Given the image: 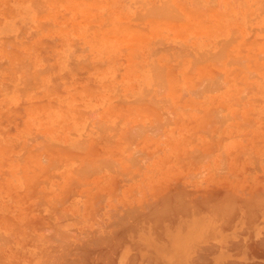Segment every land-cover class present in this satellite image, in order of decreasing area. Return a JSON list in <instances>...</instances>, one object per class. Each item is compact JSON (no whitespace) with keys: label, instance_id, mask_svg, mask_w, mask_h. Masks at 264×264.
Returning a JSON list of instances; mask_svg holds the SVG:
<instances>
[{"label":"rangeland","instance_id":"1","mask_svg":"<svg viewBox=\"0 0 264 264\" xmlns=\"http://www.w3.org/2000/svg\"><path fill=\"white\" fill-rule=\"evenodd\" d=\"M168 1L0 0V264H28L15 239L68 196L92 205L100 165L166 159L264 191V0ZM168 185L149 182L150 206Z\"/></svg>","mask_w":264,"mask_h":264},{"label":"crops","instance_id":"2","mask_svg":"<svg viewBox=\"0 0 264 264\" xmlns=\"http://www.w3.org/2000/svg\"><path fill=\"white\" fill-rule=\"evenodd\" d=\"M199 157L200 158L196 159L198 161L194 163L196 167H212V157ZM165 160L166 159L133 158L128 159V163H109L100 165V174H98L99 176H101L99 178L100 184L99 188L92 192V205L88 204V195L78 194L68 196L66 203L61 207L60 221L44 223V226H38L36 222L34 223V225L33 223L30 224V229H35V237L32 236L27 240L15 239V245L18 246V249L16 250L22 251L21 247H28V264H107L108 262L111 263V261L114 264H129L132 261L130 260V258L135 260V262L132 261L131 264H229L228 262H226L228 259L229 262L231 259L233 261H236L235 264H238V262H242L243 264H264V254H261L264 253V251H262L264 250V248H262L264 247V244H259L264 242V240H262V237H264V205H262L259 201L261 197H264V191L261 190L260 184L258 185V187L254 186L253 190L246 195L242 177L238 174H230L229 172H227L221 174V179L217 180L223 183H227L226 186H223L222 189L213 190L212 188L208 187L207 184L209 181H211L209 180V174H182L179 172V170L175 169V167L180 166V164L165 163ZM233 164L234 163H229V160L226 163H222V165L224 166H230ZM237 165H248V163H237ZM114 166L124 167L123 169L125 170H112L111 167ZM74 167V164L69 165V168L71 169H73ZM149 182L169 183L167 189L164 191L163 196L159 199V201H156L155 205L153 204L151 206H149ZM186 182L192 183V186H190V188L188 189H185V185H182V183ZM180 190L182 191V193L186 192V195L182 194ZM171 191H175L173 192L174 195H176L175 198L174 196H171L173 195ZM165 192H167L168 194ZM223 193L225 195V200L228 199L227 201L229 202L228 204L230 206L227 205V201L223 199ZM229 194H231L232 196ZM226 196L230 198H226ZM170 197L171 200L173 198L174 199L170 201ZM177 197H179L178 199L179 201L181 200V203H178ZM218 197L222 198L219 199ZM190 198L192 199V201H194V204L192 201L190 202ZM175 199H177V202L173 204ZM221 199L222 201H220ZM199 200L201 202L204 201V204L200 203ZM231 200L237 201H234L235 205L232 204L233 207L230 204ZM256 200H258V203ZM168 201H170L171 204ZM195 201L197 202V204ZM215 201L216 204L212 205L211 203H214ZM185 203H187L186 207H184ZM222 203H225L224 205L227 206H225V209L229 207V209L231 210L232 207L234 210L236 207V211L234 210L235 212H231L227 209L223 210L222 208L224 207V205ZM161 204L163 205L161 206ZM188 204H193V207H189ZM164 205H168V207H165ZM205 205L207 206L206 209L204 207ZM209 205H211V209L213 208L212 210L210 209V211L208 210L210 208ZM220 205L222 208L221 210H218V208L216 207L219 206L220 209ZM156 206L159 209L156 210ZM164 207L170 211L169 217L168 211H166ZM174 207V211L177 209V211L175 212L173 211ZM182 207L186 211H181L183 210ZM194 208L198 209V212H196ZM135 209L140 211V214L144 217V219H142V217L138 214V211L134 213ZM160 209H162L163 212ZM171 209L173 212L171 211ZM148 210L151 212H149ZM164 210L167 213H165ZM187 210L189 212V215L187 213ZM222 210L223 213L221 212ZM212 211L218 213V219H216V217H218L216 213L215 217ZM226 211H229V215H233L234 213L233 218L228 214H224L227 213ZM251 212L254 214L256 213L255 216H253V218L255 217L256 219L255 221L253 218H251L252 215H254H251ZM132 213L135 215H133ZM144 213L147 216L144 215ZM155 213H160L158 215L159 217H157ZM163 213L164 215H162ZM136 214L139 216H137ZM166 214L167 217L165 216ZM130 215L131 217L133 216L132 219ZM245 215L248 218H246ZM134 216H137L141 219H138L136 217L138 221L137 222ZM226 216H228L229 218L228 224L226 221ZM245 218L247 219L246 221ZM155 220L157 221V223ZM154 221L156 223V226H154ZM225 221L227 226H225ZM121 222H123V224H121L122 226L120 225ZM223 225L224 227L222 228L221 226ZM42 228L46 230L50 228L52 233L48 234L47 236L38 237L36 231L37 229L41 230ZM115 228L117 229L114 230ZM113 230L115 231V233ZM111 231L113 233H110ZM117 231L118 233L120 232V235L118 236ZM123 231L124 234H122ZM248 231H250L251 235L248 234ZM115 234L117 238L114 237ZM121 234L123 236L122 238ZM108 236H110V240L108 239ZM119 236L120 238H118ZM159 237H161L162 239H160ZM123 238L127 241H124ZM90 239H94L95 241H91ZM101 239L103 240V242L101 241ZM106 239L109 240L108 243H106ZM112 239H117L118 242ZM258 239L259 241H257ZM230 241H234L235 244H233L234 242L230 243ZM236 241H240V243H237ZM210 242L213 244L212 247L214 246L213 249ZM109 243H113L114 245H109ZM129 243H133L132 246H130ZM246 243L248 245L250 244L251 246L249 245L248 247ZM204 245L209 246L206 247V249L210 250V252H207L206 249L204 250ZM254 245L256 246L253 247ZM109 246H111L113 249L115 247V251L111 252V247ZM199 246H202V248L204 247L203 250L202 248L200 249ZM258 246H261L259 247L260 249L258 248ZM89 247H93L92 250H89L91 249ZM210 247L211 249H209ZM252 248H254L255 250L252 251ZM67 250L71 252L68 253ZM76 250L77 252H75ZM104 250L106 252H103ZM199 250L201 252H198ZM79 251H81L85 255L81 254V252ZM99 251H101V253ZM107 251L109 252V256H106L107 258L105 259L104 254L108 255ZM235 251L238 252L236 253ZM102 252L104 254H102ZM197 252L199 254L203 252L201 255H205L203 257H208L209 260L208 258L205 261L204 259L202 261L198 260V258L202 259V256L200 257L198 255V257L196 258V254H198ZM252 252L255 254H253ZM256 253L258 254L256 255ZM86 255L88 256L87 258ZM84 256L87 261H85ZM95 256L97 259L95 258ZM102 256L104 257L102 258ZM111 256L113 257L114 261L113 259L111 260ZM193 257L196 258V260ZM76 258H78V260L80 258L81 259L77 261V263H74L73 261H75ZM71 259H73V261ZM107 259L109 261H107ZM145 260H147L148 263H146ZM231 264H234V262Z\"/></svg>","mask_w":264,"mask_h":264},{"label":"bare ground","instance_id":"3","mask_svg":"<svg viewBox=\"0 0 264 264\" xmlns=\"http://www.w3.org/2000/svg\"><path fill=\"white\" fill-rule=\"evenodd\" d=\"M165 1H166V0H165ZM167 1H168V0H167ZM161 2H162V1H161ZM163 3H164V2H163ZM165 4H166V3H165ZM165 4H164V6H165ZM168 4H169V1H168ZM141 5H142V4H141ZM159 6H160V5H159ZM159 6H158V7H159ZM167 6H168V5H167ZM169 6H170V5H169ZM143 7H144V4H143ZM158 7H154V8L151 7V12H152V11L157 12L155 8H158ZM165 7H166V6H165ZM165 7H164V8H165ZM162 8H163V5H162ZM164 8H163V9H164ZM171 8H172V10H173V6H172ZM152 9H153V10H152ZM147 10H149V9H146V11H147ZM164 10H166V9H164ZM169 10H170V9H169ZM175 11H176V10H174V12H175ZM148 12H150V11H148ZM151 12H150V13H151ZM169 12H170V11H168V13H169ZM176 12H177V11H176ZM176 12H175V13H176ZM165 13H166V12H165ZM168 13H167V15H169V14H172V15H173V13H169V14H168ZM176 14H178V15L181 16L182 13H181V14L176 13ZM153 15H155V14L153 13ZM160 15H161V13H160ZM172 15L170 16L171 18H172V17H175V16H172ZM178 15H177V16H178ZM177 16H176V17H177ZM160 17H161V16H160ZM165 17H166V16H165ZM165 17L162 16V18H165ZM168 18H169V17H168ZM151 22H152V21H151ZM151 25H152V24H151ZM109 37H110V36H109ZM127 37H128V36H127ZM103 38H104V37H103ZM120 38H121V37H120ZM112 40H113V39H112ZM115 40H116V38H115ZM5 41H6V40H5ZM10 41H11V40H10ZM103 41H104V40H103ZM105 41H106V40H105ZM122 42H123V41H122ZM123 43H124V42H123ZM199 54H200V53H199ZM220 55H221V54H220ZM220 57H221V56H220ZM207 58H208V57H207ZM207 58H206V59H207ZM212 58H213V57H212ZM215 58H217V56H216ZM195 59H197V58H195ZM199 59H200V58H199ZM203 60H204V59H203ZM208 60H209V59H208ZM178 61H179V60H178ZM216 61H217V59H216ZM197 62H198V61H197ZM201 62H202V61H201ZM203 62H204V61H203ZM177 63H178V62H177ZM156 71H157V70H156ZM160 72H161V71H160ZM161 73H164V72L162 71ZM157 74H158V73H157ZM161 78H164V74H163V76H161ZM162 84H163V83H162ZM160 85H161V83H160ZM166 85H167V84H166ZM160 87H161V86H160ZM156 88H159V86L156 87ZM161 89H162V87H161ZM163 89H165V88H163ZM203 89H205V87H204ZM205 90H206V89H205ZM159 91H160V90H159ZM200 91H201V90H200ZM206 91H207V90H206ZM159 93H160V92H159ZM159 93H158V94H159ZM206 121H207V120H206ZM205 128H206V127H205ZM203 157H204V156H203ZM203 157H202V158H203ZM182 190H183V189H182ZM180 191H181V190H180ZM168 192H169V191H168ZM173 192H175V191H173ZM173 192L171 191V193H173ZM187 192H188V191H187ZM165 193H167V192H165ZM169 193H170V192H169ZM181 193H182V191H181ZM185 193H186V192H185ZM185 193H182V194H185ZM167 194H168V193H167ZM179 194H180V192H179ZM188 194H189V193H188ZM226 194H227V192H226ZM185 195H186V194H185ZM223 195H224V193L222 194V196H223ZM229 195H231V194H229ZM169 196H170V195H169ZM171 196H172V197L174 196V198L176 197V195H174V193H173V195H171ZM177 196H178V195H177ZM180 196H181V195H180ZM180 196H179V197H180ZM187 196H188V195H187ZM187 196H186V197H187ZM193 196H194V195H193ZM211 196H212V195H211ZM211 196H210V197H211ZM231 196H232V195H231ZM179 197H177V199H178ZM194 197H195V196H194ZM194 197H192V198H194ZM212 197H213V196H212ZM212 197H211V198H212ZM158 198H159V197H158ZM174 198H173V199H174ZM196 198H197V197H196ZM213 198H214V197H213ZM218 198L220 199V198H222V197H218ZM218 198H216V199H218ZM226 198H230V197L226 196ZM232 198H233V197H232ZM232 198H231V199H232ZM234 198H235V197H234ZM159 199H160V198H159ZM168 199H169V198H168ZM173 199H172V200H173ZM177 199H175V201L173 202V204L177 202ZM181 199H182V198H181ZM190 199H191V198H190ZM207 199H208V198H207ZM207 199H206V201H207ZM223 199L225 200V195L223 196ZM235 199H236V198H235ZM172 200H171V197H170V201H172ZM204 200H205V199H204ZM211 200H212V199H211ZM227 200H228V199H226L225 201H227ZM229 200H230V199H229ZM157 201H159V200H157ZM161 201H162V200H161ZM170 201H168V202H170ZM180 201H181V200H180ZM180 201H179V199H178V203H181ZM183 201H184V200H183ZM191 201H192V199L190 200V202H191ZM199 201H200V200H199ZM209 201H210V199H209ZM217 201H218V200H217ZM220 201H222V199H221ZM220 201H219V202H220ZM234 201H235V200H233V201L231 200L230 204H231V205H232V204L235 205ZM259 201H261V200L259 199ZM184 202H185V201H184ZM184 202H183V203H184ZM192 202H193V204H194V201H192ZM195 202H196V201H195ZM203 202H204V201H203ZM203 202L200 201V203H203ZM212 202H213V201H212ZM235 202H237V201H235ZM158 203H160V202H158ZM178 203H177V204H178ZM187 203H188V202H187ZM187 203H185V205L183 204L184 207H186V204H187ZM225 203H226V202H225ZM225 203H224V204H225ZM228 203H229V202L227 201L226 204L229 205ZM238 203H240V202H238ZM245 203H246V202H245ZM245 203H244V204H245ZM151 204H152V203H151ZM163 204H165V203H163ZM163 204H161V206H162ZM170 204H171V202H170ZM193 204H192V205H193ZM196 204H197V202H196ZM203 204H204V203H203ZM211 204H212V205L216 204V201H215L214 203H211ZM222 204H223V203H222ZM222 204H221V205H222ZM224 204H223V205H224ZM157 205H159V204H157ZM175 205H176V204H175ZM175 205H174V206H175ZM188 205H189V204H188ZM192 205H189V207L192 206ZM206 205H207V204H206ZM206 205L204 206L205 209H206V207H207ZM218 205H219V203H218ZM221 205H220V209H219V206L216 207V208H218V210H221V208H222ZM233 205H232V207H233ZM240 205H241V204H240ZM245 205H246V204H245ZM146 206H147V205H146ZM146 206H145V207H146ZM149 206H150V205H149ZM164 206H165V205H164ZM178 206H179V205H178ZM196 206H198V205H196ZM200 206H201V205H200ZM200 206H199V207H200ZM209 206H210V208H209L208 210L210 211V209H211V205H209ZM216 206H217V205H216ZM225 206H226V205H224V207L222 208L223 210L225 209ZM229 206H230V205H229ZM241 206H242V205H241ZM154 207H155V206H154ZM165 207H168V205H166ZM165 207H164V208H165ZM169 207H170V205H169ZM172 207H173V206H172ZM172 207H171V208H172ZM175 207H176V206H175ZM175 207L173 208V211H174ZM192 207H193V206H192ZM194 207H195V206H194ZM213 207H214V206H213ZM226 207H227V206H226ZM232 207H231V210L229 209V207L226 208V209H227V210H230L231 212H235V211H236V210H235L236 207H235V209H234L235 211L233 210ZM243 207H244V206H243ZM177 208H178V207H177ZM196 208H198V207H196ZM196 208H194V209L196 210V212H198V211H197L198 209H196ZM214 208H215V207H214ZM246 208H247V207H246ZM157 209H159V208H157V206H156V210H157ZM169 209H170V208H169ZM182 209H183V207H182ZM186 209H189V208H186ZM194 209H193V210H194ZM199 209H200V208H199ZM201 209H202V208H201ZM212 209H213V208H212ZM212 209H211V210H212ZM226 209H225V210H226ZM244 209H245V208H244ZM151 210H152V209H151ZM160 210L163 212L162 209H160ZM165 210L168 211V217H169V213H170V211L167 210L166 208H165ZM165 210H164V212H165ZM195 210H194V211H195ZM203 210H204V208H203ZM208 210H207V211H208ZM223 210L221 211L222 213H223ZM128 211H130V210H128ZM128 211H127V212H128ZM134 211H135L134 213H136V211H138V210L135 209ZM148 211H149V210H148ZM158 211H159V210H158ZM171 211H172V209H171ZM173 211H172V212H173ZM175 211H177V209H176ZM175 211H174V212H175ZM178 211H179V210H178ZM181 211H186V210L183 209V210H181ZM214 211H215V209H214ZM149 212H151V211H149ZM154 212H155V211H154ZM162 212H161V213H162ZM179 212H180V211H179ZM226 212H227V213H224V214L227 215L229 211H226ZM231 212H230V214H231ZM130 213H131V212H130ZM152 213H153V212H152ZM165 213H167V212H165ZM187 213H188V215H189L188 210H187ZM200 213H201V212H200ZM212 213L214 214L215 217H216V215L218 214L217 212H213V211H212ZM215 213H216V215H215ZM247 213H248V212H247ZM132 214H133V213H132ZM138 214L141 216L140 211H138ZM146 214H147V212H146ZM146 214L144 213V215H146ZM155 214H156L157 217H159L158 215H159L160 213H158V214L155 213ZM155 214H154V215H155ZM172 214H173V213H172ZM179 214H180V213H179ZM182 214H183V213H182ZM182 214H181V215H182ZM185 214H186V213H185ZM224 214H223V215H224ZM252 214H254V213L251 212V215H252ZM255 214H256V213H255ZM255 214L252 215L251 218H253V216H255ZM133 215H135V214H133ZM136 215H137V214H136ZM139 215H137V216H139ZM150 215H151V214H150ZM154 215H152V216H154ZM162 215H164V213H163ZM197 215H198V214H197ZM228 215H229V214H228ZM233 215H234V213H233ZM233 215L231 214V215H229V216H230V217L232 216V218H233ZM125 216H126V215H125ZM127 216H128V215H127ZM137 216H134V217L136 218ZM146 216H147V215H146ZM165 216L167 217V214H166ZM191 216H193V215H191ZM217 216H218V215H217ZM221 216H222V214H221ZM224 216H225V215H224ZM130 217H131V215H130ZM141 217H142V219H144L143 216H141ZM148 217H151V216H148ZM162 217H163V216H162ZM162 217H161V218H162ZM173 217H174V215H173ZM189 217H190V216H189ZM245 217H246V215H245ZM132 218H133V216L131 217V219H132ZM137 218H138V217H137ZM137 218H136V221H137ZM153 218H154V217H153ZM163 218H164V217H163ZM218 218H219V216L216 217V219H218ZM246 218H248V217H246ZM246 218H245V221L247 220ZM127 219H128V218H127ZM129 219H130V218H129ZM138 219H141V218H138ZM158 219H160V218H158ZM158 219H156V220H158ZM172 219H174V218H172ZM226 219H227L226 221H227V224H228V223H229V218H228V216H226ZM253 219H254V221L256 220L255 217H254ZM153 220H154V219H153ZM156 220H155V221H156ZM224 220H225V219H224ZM224 220H222V221H224ZM231 220H232V219H231ZM127 221H128V220H127ZM143 221H144V220H143ZM155 221H154V224H155L154 226H156V223H157V221H156V223H155ZM160 221H161V220H160ZM160 221H159V223H160ZM226 221H225V226H227ZM137 222H138V221H137ZM126 223H127V222H126ZM126 223H125V224H126ZM129 223H130V222H129ZM221 223H222V222H221ZM221 223H220V224H221ZM121 224H123V222H121L120 225H121ZM125 224H124V226H125ZM135 224H136V223H135ZM120 225H119V228H120ZM121 226H122V225H121ZM124 226H123V227H124ZM132 226H133V225H132ZM132 226H131V227H132ZM219 226H220V225H219ZM230 226H231V225H230ZM230 226H229V227H230ZM128 227H130V226H128ZM133 227H134V226H133ZM221 227L223 228L224 225L221 226ZM221 227H219V228H221ZM26 228H27V227H26ZM117 228H118V227H117ZM117 228H115L114 230H116ZM119 228H118V229H119ZM121 229H122V228H121ZM126 229H127V227H126ZM128 229H129V228H128ZM131 229H133V228H131ZM131 229H130V230H131ZM227 229H228V228H227ZM114 230H113V231H114ZM122 230H123V229H122ZM243 230H244V229H243ZM119 231H120V230H119ZM244 231H245V230H244ZM121 232H122V231H121ZM241 232H242V231H241ZM241 232H238V233H241ZM248 232H249L248 234L251 235L250 231H248ZM110 233H113V232L111 231ZM114 233H115V231H114ZM119 233H120V232H119ZM119 233H118V231H117V236L120 235ZM152 233H153V231H152ZM27 234H29V233H27ZM122 234H124V231H123ZM122 234H121V238L123 237ZM138 234H139V233H138ZM154 234H155V232H154ZM29 235H30V234H29ZM111 235H112V234H111ZM146 235H147V234H146ZM169 235H170V234H169ZM117 236H116V234H115L114 237L117 238ZM138 236H139V235H138ZM14 237H15V236H14ZM103 237H105V236H103ZM106 237H107V236H106ZM109 237H110V236H108V239H109ZM111 237H112V236H111ZM239 237H240V236H239ZM239 237H238V238H239ZM1 238H2V237H1ZM112 238H113V237H112ZM118 238H120V236H119ZM139 238H140V237H139ZM159 238L162 239L161 237H159ZM171 238H173V237H171ZM94 239H96V238H94ZM94 239H93V240L90 239V240H91V241H95ZM102 239H105V238H102ZM102 239H101V241L103 242ZM240 239H241V238H240ZM106 240H107V239H106ZM106 240H105V241H106ZM109 240H110V239H109ZM109 240H107L106 243H108ZM112 240H114V239H112ZM115 240L117 241V239H115ZM115 240H114V241H115ZM118 240H119V239H118ZM120 240H121V239H120ZM123 240H124V238H123ZM125 240H126V239H125ZM125 240H124V241H125ZM143 240H144V239H143ZM173 240H176V239H173ZM250 240H251V239H250ZM262 240H264V237H262ZM0 241H1V240H0ZM96 241H97V240H96ZM126 241H127V240H126ZM240 241H241V240H240ZM240 241H236V242H237V243H240ZM255 241H256V240H255ZM257 241H259V239H258ZM257 241H256V243H257ZM6 242H7V241H6ZM98 242H99V240H98ZM111 242H112V241H111ZM117 242H118V241H117ZM117 242H116V243H117ZM174 242H175V241H174ZM231 242L233 243L234 241H230V243H231ZM249 242H250V241H249ZM91 243H92V242H91ZM100 243H101V242H100ZM133 243H134V242H133ZM133 243H132V244H133ZM251 243H252V242H251ZM3 244H4V241H3ZM92 244H93V243H92ZM92 244H91V245H92ZM110 244H113V243H109V245H110ZM119 244H120V243H119ZM129 244H130V243H129ZM132 244H130V246H132ZM210 244H211V247H212L213 244H212L211 242H210ZM210 244H209V245H210ZM233 244H235V242H234ZM246 244H247V243H246ZM254 244H255V243H254ZM257 244H258V243H257ZM259 244L262 245V244H264V242L259 243ZM259 244H258V245H259ZM89 245H90V244H89ZM113 245H114V244H113ZM230 245H231V244H230ZM230 245H227V246H230ZM247 245H248V244H247ZM249 245H250V244H249ZM249 245H248V247H249ZM83 246H84V245H83ZM202 246H203V245H202ZM202 246H201V247L199 246L200 249L202 248ZM232 246H233V245H232ZM250 246H251V245H250ZM255 246H256V245H254L253 247H255ZM85 247H86V246H85ZM109 247H111V246H109ZM124 247H125V246H124ZM126 247H127V246H126ZM204 247H205V248H204ZM204 247H203V248H204V250H205L206 247H209V246H208V245H207V246L204 245ZM211 247H210L209 249H211ZM213 247H214V246H213ZM213 247H212V249H213ZM259 247H261V246H258V248H259ZM82 248H83V247H82ZM89 248H91V247H89ZM92 248H93V247H92ZM92 248L89 249V250H92ZM127 248H128V247H127ZM129 248H131V247H129ZM141 248H143V247H141ZM203 248H202V250H203ZM256 248H257V247H256ZM258 248H257V249H258ZM262 248H264V247H262ZM78 249H79V248H78ZM109 249H110V248H109ZM250 249H251V248H250ZM259 249H260V248H259ZM73 250H74V249H73ZM87 250H88V249H87ZM106 250H107V249H106ZM130 250H131V249H130ZM253 250H255V249L252 248V251H253ZM67 251H68V253L71 252V251L69 252V250H67ZM81 251H82V250H81ZM81 251H79V252H81ZM95 251H96V250H95ZM109 251H110V250H109ZM112 251H115V247H114V249L111 247V252H112ZM206 251H207V252H210V250H208V249H206ZM238 251H239V249H238ZM238 251H235V252L237 253ZM250 251H251V250H250ZM262 251H264V250H262ZM72 252H73V251H72ZM75 252H77V250H76ZM82 252H83V251H82ZM82 252H81V254H83ZM84 252H85V251H84ZM99 252L101 253V251H99ZM99 252H97V253H99ZM103 252H106V251L104 250ZM103 252H102V254H104ZM107 252H108V251H107ZM151 252H152V251H151ZM195 252H196V251H195ZM198 252H201V251L199 250ZM198 252H197V253H198ZM114 253H115V252H114ZM202 253H203V252H202ZM202 253H200V254H199V253L196 254V258H197L198 255H199L200 257L202 256V257H201L202 259L198 258V260H200V261H202L203 259H204V261L207 260L208 257H203V256H205V255H201ZM252 253H253V252H252ZM78 254H79V253H78ZM86 254H87V253H86ZM106 254H107V253H106ZM117 254H118V253H117ZM253 254H255V253H253ZM257 254H258V253H256V255H257ZM261 254H264V253H261ZM49 255H50V254H49ZM83 255H85V254H83ZM87 255H88V254H87ZM87 255H86V258L88 257ZM95 255H96V254H95ZM118 255H119V254H118ZM132 255H133V254H132ZM259 255H260V254H259ZM79 256H81V255H79ZM104 256H105V259H106V258H107L106 256H109V252H108V255H105V254H104ZM104 256H102V258H103ZM116 256H117V255H116ZM128 256H130V255H128ZM128 256H127V258H128ZM111 257H112V256H111ZM135 257H136V255H135ZM194 257H195V255H194ZM194 257H193V258H194ZM257 257H258V256H257ZM73 258H75V257H73ZM84 258H85V256H84ZM86 258H85V261H87ZM95 258H96V256H95ZM100 258H101V257H100ZM116 258H117V257H116ZM133 258H134V257H133ZM196 258H194V259L196 260ZM205 258H206V259H205ZM80 259H81V258H80ZM80 259H79V260H80ZM96 259H97V258H96ZM108 259H109V258H108ZM108 259H107V261H109ZM112 259H113V257L111 258V260H112ZM71 260L73 261V259H71ZM79 260H78V258H76V260H75L76 262H75V261H73V262H74V263H77V261H79ZM91 260H92V259H91ZM130 260H132V261L135 262L134 259H131V258H130ZM143 260H144V259H143ZM208 260H209V258H208ZM226 260H227V259H226ZM100 261H101V260H100ZM105 261H106V260H105ZM105 261H104V262H105ZM113 261H114V259H113ZM132 261H131V263H132ZM145 261H146V263H148L147 260H145ZM148 261H149V260H148ZM231 261H233V260L231 259L230 262H231ZM134 262H133V263H134ZM149 262H150V261H149ZM226 262H228L229 264H231V263L234 262V264H235L236 261H233V262L230 263V262H229V259H228ZM85 263H86V262H85ZM109 263H110V262H108L107 264H109ZM111 263H113V262L111 261ZM111 263H110V264H111ZM131 263H129V264H131ZM240 263H242V262H240ZM240 263L238 262V264H240ZM77 264H78V263H77ZM105 264H106V263H105ZM113 264H114V263H113ZM144 264H145V263H144ZM242 264H243V263H242ZM248 264H249V263H248Z\"/></svg>","mask_w":264,"mask_h":264}]
</instances>
